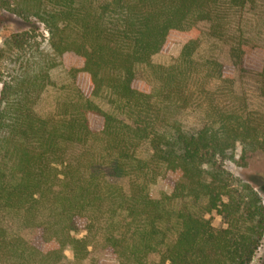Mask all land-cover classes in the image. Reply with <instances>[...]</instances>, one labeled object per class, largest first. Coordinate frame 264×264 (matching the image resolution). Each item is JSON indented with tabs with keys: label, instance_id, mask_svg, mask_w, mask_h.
Wrapping results in <instances>:
<instances>
[{
	"label": "trees",
	"instance_id": "16d2710c",
	"mask_svg": "<svg viewBox=\"0 0 264 264\" xmlns=\"http://www.w3.org/2000/svg\"><path fill=\"white\" fill-rule=\"evenodd\" d=\"M257 1L0 0V10L41 23L49 47L24 50L23 33L0 46L10 64L6 77L0 72V264H56L66 247L81 261L95 243L107 264L250 263L264 203L252 185L231 179L223 159L237 145L264 153V127L217 96L233 95L235 66L253 71L264 95V47L232 45L233 64L195 54L199 21L222 2ZM175 49L168 65L150 60ZM58 65L72 94L41 115L35 105ZM140 65L152 79L136 76ZM191 103L206 119L189 132L170 111ZM112 177H126L128 190ZM151 253L158 260L149 262Z\"/></svg>",
	"mask_w": 264,
	"mask_h": 264
},
{
	"label": "rangeland",
	"instance_id": "374dc122",
	"mask_svg": "<svg viewBox=\"0 0 264 264\" xmlns=\"http://www.w3.org/2000/svg\"><path fill=\"white\" fill-rule=\"evenodd\" d=\"M201 31L200 46L195 57L203 61L212 57L222 64H233L231 46L240 45L249 47L260 45L264 47V0H258L254 5L245 7H231L222 2L218 7V13L211 20L198 22ZM14 33H23L24 50L34 47L44 48L49 51L47 45V32L39 22L27 23L21 18L0 10V46L3 40ZM255 57L262 58V52L256 51ZM177 55V50L167 53H159L151 57V62L157 65H168ZM10 64L6 58L0 59V72L4 77L9 74ZM137 77L146 80L152 79L148 67L138 66L135 69ZM51 76L53 83L41 94L35 105V110L41 115L53 114L60 100L68 98L72 94L70 78L59 65L52 69ZM203 77V76H202ZM80 85L83 84V77L77 78ZM205 82L204 77L200 79ZM207 81V79H206ZM206 83V82H205ZM217 85V84H216ZM211 89L215 82L209 81L205 85ZM259 77L253 71H243L238 66L233 70V95H220L217 100L220 103H231L232 107L246 114L253 123L264 127V95L258 90ZM188 90H196L195 84H190ZM103 108H108L105 100L97 99ZM200 102L203 104L202 99ZM171 118L181 124L184 130L192 132L200 127L205 121L204 109L200 106L187 104L180 110L171 109ZM120 117L123 116L120 114ZM150 153L147 142H141L137 148L138 156L146 158ZM223 167L232 180H241L252 185L259 193L264 203V153L258 150L244 152L240 145H237L223 159ZM112 182L123 187L125 191L129 188L126 177H112ZM214 226L223 224L220 215L212 213L208 215ZM22 234L29 239L32 230H23ZM89 252L85 259L77 261L73 258L69 247L64 250V257L56 264H107L108 255L104 252L100 243H95L88 248ZM158 253H151L148 256L149 262L158 260ZM249 264H264V235L257 247Z\"/></svg>",
	"mask_w": 264,
	"mask_h": 264
}]
</instances>
